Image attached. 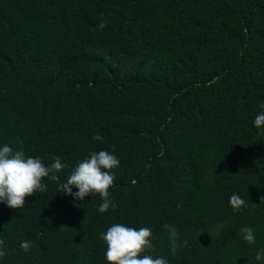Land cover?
I'll return each mask as SVG.
<instances>
[{"label": "trees", "instance_id": "trees-1", "mask_svg": "<svg viewBox=\"0 0 264 264\" xmlns=\"http://www.w3.org/2000/svg\"><path fill=\"white\" fill-rule=\"evenodd\" d=\"M261 105L264 0H0V144L68 164L22 209L0 204V264H107L114 223L151 228L169 264H255ZM100 150L120 161L103 214L98 195L62 193ZM234 193L247 208L233 211ZM165 225L187 241L175 256Z\"/></svg>", "mask_w": 264, "mask_h": 264}, {"label": "clouds", "instance_id": "clouds-1", "mask_svg": "<svg viewBox=\"0 0 264 264\" xmlns=\"http://www.w3.org/2000/svg\"><path fill=\"white\" fill-rule=\"evenodd\" d=\"M100 28L104 25L100 24ZM264 109V105H261ZM253 126L259 134H264V111L259 112L253 120ZM100 140L101 137H94ZM119 159L111 152L100 150L91 152L87 157L75 163L66 181L62 183V193L73 200L83 201L85 197L98 195L100 204L96 211L106 213L115 209L116 204L109 189L113 186L114 174L111 170L119 166ZM68 168L66 162L59 157L54 158L49 166H45L38 156H28L23 149L14 150L8 144H0V204L10 209H22L26 197L45 189L43 178L58 179L50 173H60ZM73 189H76L73 191ZM264 199V198H262ZM229 206L234 212L247 208V202L239 195L229 198ZM170 240V254L175 256L177 251L187 245L180 241L176 228L164 226ZM242 239L249 245L256 243V236L251 227L240 229ZM101 240L106 244L105 260L107 264H169L163 256L151 254L153 249L152 230L149 227L134 228L122 223H114L101 233ZM31 241H22L20 248L28 252ZM6 250L0 241V258L5 257ZM255 264H264V247L256 249Z\"/></svg>", "mask_w": 264, "mask_h": 264}]
</instances>
